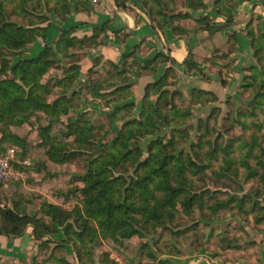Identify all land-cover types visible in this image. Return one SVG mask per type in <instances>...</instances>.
<instances>
[{
	"label": "trees",
	"instance_id": "1",
	"mask_svg": "<svg viewBox=\"0 0 264 264\" xmlns=\"http://www.w3.org/2000/svg\"><path fill=\"white\" fill-rule=\"evenodd\" d=\"M126 1L116 0V4L126 8ZM141 2L156 30L170 27L175 34H186L185 27L176 25L177 20H189L195 23L194 28L213 31L234 22L236 3L230 0H213V6L217 7L218 3L229 6L221 12L216 9L217 14L226 16L225 23L219 26L209 14L194 16L192 13L206 9L207 0H185L178 14L170 13L165 0ZM72 6L76 10L90 7L88 0H0V153L6 152L7 144L25 145V139L14 134L11 126L30 122L36 113H41L48 120L40 127L48 158L56 163L84 158L83 171L73 173L72 192L79 194L73 208L43 203L38 216L22 213L17 203L12 207L0 205V235L21 236L31 225L34 237L42 240L39 245L42 246L52 241L48 234L60 227L63 239L59 244H71L79 263L96 264L94 242L145 237L160 230L170 232L180 210L198 211V222L204 223L229 210L264 230V125L261 122L264 117V29L247 28L255 61L243 68L246 75L241 88L249 105L237 113L233 109L226 114L227 118L235 117V124L247 131L245 137L226 139L221 129L213 127L210 119L217 117L215 113L220 108L210 104V100L217 99L210 91H203L201 98L204 99L195 101L202 103L199 105L203 109L209 108L208 115L201 118L205 116L196 114L193 97L188 102L180 88L175 87L176 73L172 66L163 69L145 87L138 109L133 99L121 101L123 93H130L127 74L132 67L137 66L140 74L142 71L156 73L163 64L175 62L169 55L157 52L152 59L140 63L135 56L139 48L136 46L122 55L120 63L107 62L113 69L107 78L118 85L110 92L113 99H110L108 115L113 124L110 133L114 135L108 138L107 133L104 138L98 133L102 125L92 121L88 109H80L82 87H76L81 81L78 76L81 54L76 52L100 44L99 38L108 30V23L94 27L93 34L84 38L74 35V27L61 29L54 45L45 44L37 55L24 56L29 45L45 37L52 25V16L65 19ZM236 43V34L229 33L228 45L233 51ZM184 65L186 71L202 72L193 58L187 59ZM94 67L88 71V81L82 84L92 97L101 98L104 95L99 87L103 80L91 77ZM53 69L61 70V74L45 81V74ZM228 105L234 104L228 100ZM74 108L80 110L75 118L67 122L59 136L51 134L60 117ZM117 117L122 118L121 125L115 124ZM191 117H198L197 141L190 139L187 128L178 127ZM172 128H176V133L165 140L164 130ZM213 176L217 177L215 182L225 179L222 185L228 191L199 185ZM247 182L251 187L246 188ZM240 246L228 241L224 249ZM143 247L144 252L148 246Z\"/></svg>",
	"mask_w": 264,
	"mask_h": 264
},
{
	"label": "rangeland",
	"instance_id": "2",
	"mask_svg": "<svg viewBox=\"0 0 264 264\" xmlns=\"http://www.w3.org/2000/svg\"><path fill=\"white\" fill-rule=\"evenodd\" d=\"M168 5V9L170 10V13L172 11H175L174 14H178L179 9L183 8L185 5V0H165ZM208 2H211L213 0H207ZM231 2H235V0H230ZM129 3L137 6L139 9L143 10L145 14L148 16L147 12L144 10L141 0H127L126 5ZM230 5V4H229ZM224 7H229L227 3H218L217 7L213 6V8L216 10L219 8L220 12L221 9ZM172 14V13H171ZM216 15H220L217 14ZM213 19L216 16L210 15ZM149 17V16H148ZM13 20H16V17H11ZM18 20V19H17ZM215 21V20H214ZM151 22V21H150ZM176 25L180 23L183 27L186 28V31H190L191 29H194L195 23L189 20H182L178 22V20L175 22ZM152 24V23H151ZM153 25V24H152ZM167 29H170L172 31V28L166 27ZM165 28V29H166ZM164 30V29H163ZM207 31L211 34L217 32L216 30H209ZM60 32V31H59ZM173 32V31H172ZM188 32L186 34H188ZM174 33V32H173ZM59 34V33H58ZM186 34H177V35H186ZM101 38V36H100ZM99 38V39H100ZM102 39V38H101ZM100 39V40H101ZM57 40V38H56ZM55 40V41H56ZM228 40V39H227ZM102 41V40H101ZM102 43V42H101ZM100 43V44H101ZM100 44L93 46V47H86L82 50H79L76 53H80L81 57L79 59V63H82L83 57L86 54L87 50L92 48H97ZM52 45V44H51ZM54 45V44H53ZM236 45V44H235ZM216 52L218 54H216ZM234 53L233 48L227 47L226 50H216L214 51L213 55H210L209 57H206L202 63H199L200 66H209L210 68H215L219 72H223L224 70H229L233 63L235 62L233 59H229L230 56H232ZM155 56V55H154ZM153 56V57H154ZM216 56V57H214ZM78 57V56H77ZM15 57L13 62L15 61ZM130 61L133 60V57L129 59ZM70 59H68V62ZM100 64V67L98 65ZM102 64V65H101ZM81 66V65H80ZM92 66H95L93 69V73L91 74V77L103 80L102 84L100 83V93L104 95V97L101 98H95L92 97V94L85 89V87L82 84V81L79 82L77 85V89L82 87V90L80 92V99L79 102L81 108L80 109H88L89 116L92 118V121L95 124L102 125V127L99 130H96L101 137H106L107 133L109 134L108 138H110L111 134L114 135V132L110 133L111 128L113 127V124L110 121V95L113 90V86H116L118 84H115L114 81L108 80L110 78H107L110 74V71H112V67L108 65L107 62L102 61L99 57V59H96ZM170 67L171 65L166 63L160 66L156 73L142 71L140 74L139 69L137 66L132 67V69L127 74L129 76V82L131 83L130 93L127 95V93L122 94L121 101H126V99L132 101V99L136 102L137 105L136 108L138 109L141 100L145 96V87L149 85V83L154 82L162 73V67L163 69ZM204 66V67H205ZM206 66V68H207ZM82 68V66H81ZM91 68V66H90ZM89 68V69H90ZM87 70V74L88 71ZM176 73V85L175 87L178 88V76H177V70L174 68ZM196 70L200 73L198 69H192L191 71ZM109 71V73L107 72ZM139 73V74H138ZM55 74H61V70L59 69H53L47 74H45L44 80L47 81L51 76H54ZM137 75L138 77L134 76ZM149 77V80L147 81H139L136 80V78L141 77ZM99 80V81H100ZM108 80V81H106ZM88 81V75L87 79L83 81V83H86ZM111 84L110 86V83ZM243 82V80H242ZM52 82L50 83V85ZM82 85V86H81ZM241 89V97H243V91ZM181 90V89H180ZM57 90H54V94L51 96V98H54V95H56ZM183 93L184 99H186L188 102L191 101L193 97V105L196 114H200L206 118V116L209 113V108L203 109V107L199 104H202L198 101L199 98L202 96L203 91H210L213 94H216L214 91L209 89H194V94L187 93L183 89L181 90ZM192 91V90H191ZM206 96V95H204ZM217 96V94H216ZM201 99H204L202 97ZM246 99V98H244ZM228 100L233 102L232 105H228ZM243 100V99H242ZM245 103L240 104L237 101H234L232 98H228L226 100V104L219 105V99L217 96V99L215 101L210 100L209 102H212L210 104H217L220 108V112L215 115L217 117H212L210 120V123L215 125V129H221L223 136L226 137H234L238 138L240 136L245 137L247 135V131L243 130L240 125L235 124V117H226V114L229 110L234 109V113H237L236 111L243 110L246 105H249V99L243 100ZM209 104V105H210ZM199 106L200 108H197ZM135 108V109H136ZM202 109V111H201ZM80 112V110L72 109L68 114L62 115L60 117V122H57L52 127L51 134L59 136V131L67 124L69 120H73L75 116ZM137 115V112H136ZM118 116H121L119 114ZM197 118V119H196ZM122 118L117 117L115 124L121 125ZM228 119V120H227ZM197 120L198 117H191L189 120L183 121L178 127L181 129L187 128L190 133L191 137L190 139L192 141L198 140V133L197 130ZM47 118L44 117L41 113H36L35 116H33L30 120V122L24 123L22 125H13L11 126V131L18 135L20 138L25 139L26 143L25 145H14V144H7L6 152L0 153V159H5V161L8 164V171L7 175L5 176L0 171V205L1 206H10L14 203H17L18 209L22 213H28V214H37L38 216L41 215V205L43 203H54L56 205L63 206L66 209H71L73 206L78 202L79 194L72 192L74 188L75 183V177L73 173L82 172L84 169V158L81 156L76 161H68L66 163H56L48 158L46 155V146L42 145V136L40 132V127L45 126L47 122ZM261 122L264 125V117H261ZM116 124V125H117ZM234 124V125H233ZM264 130V129H263ZM164 138L167 140L168 138H171L176 133V128L172 129H165ZM162 134V135H163ZM63 136L60 135V138ZM189 147V144H187ZM211 171H207L206 173L209 174ZM217 177H212V179L206 178L205 182H200L199 185L202 188L211 187L212 190H216L218 188L222 190H227L225 186L222 184H225V179H220L219 182H215ZM246 188L251 187V183H245ZM228 191V190H227ZM199 214L198 211L194 212H186L183 210L179 211V214L174 221L173 229L170 232L165 231H157L156 234L145 236V237H138L135 236L131 239H122L120 241H115L113 239H99L98 241L94 242V258L96 264H119V262H116V260H112L110 258V248L112 250L113 247H123L126 248V250L129 254L130 252H133L134 250L131 248L137 247L136 249V255L138 257L136 264H160L161 257H165L169 254L180 256L187 253L188 249H192L194 251H199L202 249H206L208 251L212 252H221V251H229L232 250H243L249 249L252 250L253 246H250V243H255L253 241L254 237L258 234L259 231L264 232L262 228H256L254 227L253 223L250 221H245L241 217H239L237 214H235L232 211L225 210V212H221L217 217L213 218L211 222L204 223V221H199ZM32 227L31 225H28L27 227ZM56 227V226H55ZM55 229V228H54ZM60 230V227H57V231ZM61 231V230H60ZM53 234H55V230L48 234L49 238L52 240L48 244H43L42 246H39L42 242L41 239H37L34 237L33 230L32 235L35 240L34 249L31 251V256L33 257V264H51V260H56L59 264H71L69 262L70 254L68 253V250L65 248L64 244H59L60 242L54 243V240L52 239ZM48 236L46 239H48ZM224 239V240H223ZM228 241L232 242V245H242L238 248H225L228 245ZM55 244V245H54ZM146 244L148 248L144 249V252L142 249L144 248L143 245ZM61 245V246H59ZM71 245V244H70ZM60 247V248H59ZM73 250V248L71 249ZM60 259V261H59ZM0 264H13L11 262V259H5L0 260ZM24 264V263H20ZM81 264V263H80Z\"/></svg>",
	"mask_w": 264,
	"mask_h": 264
},
{
	"label": "crops",
	"instance_id": "3",
	"mask_svg": "<svg viewBox=\"0 0 264 264\" xmlns=\"http://www.w3.org/2000/svg\"><path fill=\"white\" fill-rule=\"evenodd\" d=\"M88 1L90 6L88 10H76L72 6L71 12L65 19L52 16V25L47 29L45 37L29 45L24 50V56H35L45 44L53 45L61 29L74 27V35L84 38L93 34L94 27L107 22L109 28L101 35L102 43L97 48L87 50L83 57L80 64L82 68L78 75L81 81L87 79V70L99 57L105 62L120 63L123 54L130 53L138 46L135 56L140 63L152 59L157 52L165 53L174 59V63L168 62V64L177 70L178 88L187 93L192 89L212 90L218 96L219 105L226 104L228 98L240 104L245 103L243 100H248L241 97L240 89L243 77L246 75L243 68L254 64L255 61L247 37V28L251 26L255 30L264 29V0H235L232 24L213 34L207 31L208 28H194L186 35H177L167 28L156 30L145 12L131 3L123 8L116 4V0ZM192 13L194 16L206 14L216 16L214 20L217 26L224 24L226 20L225 15H216L213 1L207 2L206 9ZM229 33H235L237 37L234 53L229 57L235 62L229 70L221 73L215 68L207 65L206 68L204 65L205 67L201 66L200 73L196 70L186 71L184 62L187 59L193 58L194 61L202 63L206 57L213 55L214 51L226 50L229 47L227 40ZM136 80L147 81L149 77H139ZM32 230L33 227L29 226L21 236L16 237L0 235V260L11 259L13 264H33L31 251L34 249L35 240ZM52 239L56 244L60 242L63 239L62 232L56 231ZM253 241L255 243L252 250L243 248V250L212 252L206 249L199 251L188 249L184 255L169 254L161 257L160 264H264V232L259 231ZM64 245L70 254L68 261L71 264H80L74 251L71 250L72 246L69 243ZM126 248L113 247L114 250L110 248V258L119 264H136L138 257L135 248L137 247L131 248L134 251L130 254L124 250ZM51 264L59 263L54 259L51 260Z\"/></svg>",
	"mask_w": 264,
	"mask_h": 264
},
{
	"label": "built area",
	"instance_id": "4",
	"mask_svg": "<svg viewBox=\"0 0 264 264\" xmlns=\"http://www.w3.org/2000/svg\"><path fill=\"white\" fill-rule=\"evenodd\" d=\"M97 1V0H94ZM0 171L6 176L8 171V164L5 159H0Z\"/></svg>",
	"mask_w": 264,
	"mask_h": 264
}]
</instances>
